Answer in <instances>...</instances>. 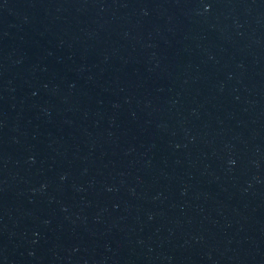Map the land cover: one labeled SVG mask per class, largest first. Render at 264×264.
Here are the masks:
<instances>
[{
  "label": "water",
  "instance_id": "water-1",
  "mask_svg": "<svg viewBox=\"0 0 264 264\" xmlns=\"http://www.w3.org/2000/svg\"><path fill=\"white\" fill-rule=\"evenodd\" d=\"M0 264H264V0H0Z\"/></svg>",
  "mask_w": 264,
  "mask_h": 264
}]
</instances>
